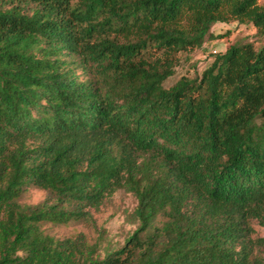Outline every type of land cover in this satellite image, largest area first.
I'll use <instances>...</instances> for the list:
<instances>
[{
	"label": "trees",
	"instance_id": "16d2710c",
	"mask_svg": "<svg viewBox=\"0 0 264 264\" xmlns=\"http://www.w3.org/2000/svg\"><path fill=\"white\" fill-rule=\"evenodd\" d=\"M230 21L264 40L258 0H0V264H264V43L165 86ZM118 190L121 248L41 229Z\"/></svg>",
	"mask_w": 264,
	"mask_h": 264
},
{
	"label": "rangeland",
	"instance_id": "374dc122",
	"mask_svg": "<svg viewBox=\"0 0 264 264\" xmlns=\"http://www.w3.org/2000/svg\"><path fill=\"white\" fill-rule=\"evenodd\" d=\"M258 3L263 5L264 0H258ZM211 33L212 37L207 38L201 48L179 55L175 73L165 83L166 87L172 86L183 76L189 78L200 76L211 64L214 55L225 53L226 49L234 43L250 42L256 48L264 43L251 24H240L236 21L217 23L211 28ZM217 35H223V37L216 38ZM49 197L46 191L30 188L20 198L19 203L37 206L47 201ZM136 206L137 200L133 194L118 190L97 211L90 210L92 223H70L59 226L43 224L41 229L57 240L82 235L90 244L99 243V254L103 257L106 250L113 251L121 248L137 228L138 224L133 218ZM254 229L255 237L264 238V229L258 226H254Z\"/></svg>",
	"mask_w": 264,
	"mask_h": 264
}]
</instances>
